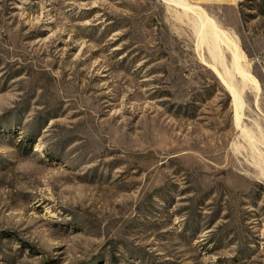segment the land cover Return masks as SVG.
<instances>
[{
  "label": "rangeland",
  "instance_id": "rangeland-1",
  "mask_svg": "<svg viewBox=\"0 0 264 264\" xmlns=\"http://www.w3.org/2000/svg\"><path fill=\"white\" fill-rule=\"evenodd\" d=\"M169 1L0 0V264H264V0H186L237 39L241 111Z\"/></svg>",
  "mask_w": 264,
  "mask_h": 264
},
{
  "label": "bare ground",
  "instance_id": "bare-ground-1",
  "mask_svg": "<svg viewBox=\"0 0 264 264\" xmlns=\"http://www.w3.org/2000/svg\"><path fill=\"white\" fill-rule=\"evenodd\" d=\"M170 1L181 7L182 14L187 16L186 24L194 35L195 48L199 53L200 51L203 53L199 54L200 61L214 74L240 111L248 109L244 104L243 96L257 95L258 83L250 76L237 39L221 29L197 5L190 4L186 0ZM244 114H242L244 122L238 128V137L245 142V155L242 156L245 157L248 163L246 167L252 171L250 173L253 177L264 183V123L255 115ZM249 125L250 130L255 131L254 135L247 128Z\"/></svg>",
  "mask_w": 264,
  "mask_h": 264
},
{
  "label": "crops",
  "instance_id": "crops-1",
  "mask_svg": "<svg viewBox=\"0 0 264 264\" xmlns=\"http://www.w3.org/2000/svg\"><path fill=\"white\" fill-rule=\"evenodd\" d=\"M202 2L208 3V2H215V3H227L232 4L235 2H239L241 0H201Z\"/></svg>",
  "mask_w": 264,
  "mask_h": 264
},
{
  "label": "trees",
  "instance_id": "trees-1",
  "mask_svg": "<svg viewBox=\"0 0 264 264\" xmlns=\"http://www.w3.org/2000/svg\"><path fill=\"white\" fill-rule=\"evenodd\" d=\"M245 1H251V0H245Z\"/></svg>",
  "mask_w": 264,
  "mask_h": 264
}]
</instances>
